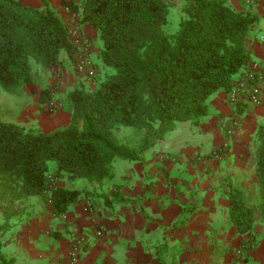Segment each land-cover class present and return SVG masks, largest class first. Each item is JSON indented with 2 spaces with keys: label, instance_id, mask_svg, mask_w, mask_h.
Here are the masks:
<instances>
[{
  "label": "trees",
  "instance_id": "16d2710c",
  "mask_svg": "<svg viewBox=\"0 0 264 264\" xmlns=\"http://www.w3.org/2000/svg\"><path fill=\"white\" fill-rule=\"evenodd\" d=\"M39 1L41 8L0 0V87L7 92L31 82V62L51 69L62 54L73 59L77 52L62 17L47 0ZM182 2L177 32L168 34L165 0L62 1L97 32L104 78L93 76L95 88L79 84L69 92L72 120L63 129L46 134L0 119V201L10 206L38 197L63 217L81 193L50 182V162L55 178L100 184L115 160H139L178 123L203 120L215 92H230L251 60L245 42L257 16L225 0ZM122 128L144 133L139 150L119 142L115 133ZM253 155L256 207L241 188L225 182L237 235L252 234L257 215L264 220V121L255 130ZM0 261L10 264L1 251Z\"/></svg>",
  "mask_w": 264,
  "mask_h": 264
},
{
  "label": "crops",
  "instance_id": "0c3cea01",
  "mask_svg": "<svg viewBox=\"0 0 264 264\" xmlns=\"http://www.w3.org/2000/svg\"><path fill=\"white\" fill-rule=\"evenodd\" d=\"M19 1L41 8L39 0ZM225 1L236 11H250L257 16L245 42L251 54L245 70L251 63H258L264 74V0ZM47 2L51 9L61 13V0ZM90 31L96 42V32ZM99 49L96 42L89 56L101 65L97 59ZM60 62L64 67L62 85L67 83L72 90L79 83L92 86L90 79L75 73L65 53ZM71 89L66 87L51 94L61 104L53 125L63 119L62 123L71 124L72 107L68 99ZM262 121L264 88L259 105L245 101L231 106L227 94L217 91L208 100L207 116L198 124L187 123L182 129L181 136L193 139H188V146L178 147L172 142L178 131L170 133L176 126L145 149L139 160H115L111 176L105 182L84 183L82 187L76 180L55 178L56 168L52 166L54 172L49 176L56 180L57 186L78 190L85 196L73 203L63 217L55 216L38 197L14 206L13 216L0 209V225H9L8 230L0 231L4 235L0 248L13 264H69L67 254L76 240L82 241L76 264H264V232L255 229L252 234H236L227 216L225 187L226 181L238 186L246 176L254 175L251 149L255 130ZM12 123L31 127L21 121ZM229 128L234 131L229 148L214 155L213 150L226 140L225 131ZM53 131L47 128L45 132ZM157 145L166 152L165 161L158 159ZM199 145L204 152L191 154ZM188 160L193 166L187 164L191 172L181 168V161ZM164 171L170 172L172 179ZM182 188L187 196L180 194ZM109 189L115 194L109 193ZM87 201L93 211L85 208ZM183 215L187 217L177 223ZM94 224L105 228L103 236L94 235Z\"/></svg>",
  "mask_w": 264,
  "mask_h": 264
},
{
  "label": "rangeland",
  "instance_id": "374dc122",
  "mask_svg": "<svg viewBox=\"0 0 264 264\" xmlns=\"http://www.w3.org/2000/svg\"><path fill=\"white\" fill-rule=\"evenodd\" d=\"M83 1L84 0H76L75 2H76V4H81ZM165 1L169 5V24L164 27V30L168 34H174L177 32V28H178L177 25H178L179 17L181 16L180 11H181V8L183 7V2H182V0H165ZM62 7L63 8L61 9V13H59V11H57V13L62 17L67 28L71 31H74L75 29L79 30V35L77 37H74V38L72 37V41H74L75 45L82 48L83 42L79 40L81 38V40L86 39L88 41L90 50L93 48V46L95 45L96 42H97V45L100 47L98 36L95 38L96 42L93 41L94 37H93L92 32L90 30H94V29H92L91 27L81 23L79 21V19L76 18L75 15L70 10H68V8L66 10L65 6L62 5ZM96 35H97V32H96ZM77 50H78V48H77ZM75 59H76V54L73 56V59H70L71 65H72L74 71H75V67H74L75 66ZM92 62H93L95 72H96L94 76H96V77L100 76V79H103L104 77H102V76H103L104 71H105L104 67L102 65H100L99 62H97V60H92ZM30 64H31L32 69H31V82L29 84L17 88L14 92H7L0 87V119L2 121H8L11 123L12 122L16 123V122L21 121V122L27 123L31 126V127L27 126L26 129L28 128L34 132H43L46 134L51 133V132H45V131H47V128H50L51 130L55 131V130H60V129L67 127L66 123H62L64 119L53 125L55 119L57 118L54 115L57 111L60 110L61 104H59L58 101L53 100V96H52L53 94L52 93L58 92L59 90L60 91L64 90L66 87L68 89L73 88L72 86L67 85V83L65 84V86L62 85L64 83V81H62L63 80L62 79L63 74H64L63 65L60 62L57 67L50 69V68H45L41 65H38L34 62H31ZM75 73L78 76H81L76 71H75ZM87 79L91 80L92 86H86V84H83V83H81V85L83 84L86 88H95L97 85L96 82L93 81L92 78H87ZM71 91H72V89H71ZM71 91H69V92H71ZM41 98H45V101L41 102ZM61 118H63V116ZM187 123L188 122H184V123H180V124L178 123L177 128L172 133H170V134H173L176 131H178L177 134H175V136H173V137H175V139L172 141L174 143V145H178V147L188 146L189 140H193L191 138H188V137L185 138L184 136H181V134L184 133L182 131V129L189 125ZM50 125H53V127ZM80 125H81V123H80ZM45 128H46V130H45ZM115 134H116L117 139L119 140V142L122 145L131 147V148H136V149H138L141 146V141H142V138L144 136V133L142 131L134 129V128H122L120 131L116 132ZM221 145L217 149L213 150L214 155H216V153L219 152ZM158 146L159 145H157L155 147V151H158L157 154H160V155H158L159 156L158 159L161 161L162 160L165 161V157H164L165 154L164 153H166V152L165 151L163 152L162 149H159L160 146L159 147ZM253 146H254V143H253L252 149H251L252 152H253ZM199 147H201V146L199 145ZM199 147H198L199 150L195 147L194 153H191V154H196L199 151L201 153L204 152V147H201L202 151ZM192 148H194V147H192ZM189 149H191V146H189ZM167 154H168V152H167ZM188 161L189 162L181 161V163L183 164L181 168H186L188 171H190L189 166L187 164H189L191 168H193V166L191 165L190 160H188ZM48 165H49V167H48L49 174H53L54 170L52 169V166L56 167V164L54 162H50ZM179 166H180V164L178 165V167ZM164 173H165L164 175L166 177H168L169 180L172 179V177L169 175L170 172H168V174H167V172L164 171ZM202 176H204V175H202ZM251 180H252V183H251ZM76 181L80 185V187H82V185H84V183L87 185L95 184V183L88 182L86 180H76ZM105 181L106 180H104L103 182H105ZM50 182H52L53 184L56 185V180L51 176H50ZM102 183H100V184H102ZM240 183H238V186H239V188H240V186L243 188L242 190L245 194V198H246L248 204L253 206V207H256L258 198H257V184H256L255 175L246 176L243 180H241ZM181 191L182 192L180 194L187 196L186 195L187 191L184 188H182ZM108 192L115 194V191L113 189H109ZM80 193H81V195L79 198H81L82 196H85V193H82V192H80ZM200 194L201 193L198 192L197 196H199ZM26 200L27 199L16 201L13 204H10V206H6L4 201H0V205H2V206H0V209L2 212H5L6 215L10 213V216L11 215L13 216V215H15V212H14L15 207L14 206L17 207V204L19 205L20 203H23ZM47 205L51 209V207L48 203H47ZM85 208L87 210L93 211V207L90 204V202H88V201L85 203ZM189 208L190 207H187V210H186L187 213H189V210H188ZM227 216H228V210H227ZM185 217H187V215H183V217L180 220H177V223L180 222L179 224H181V221H183V219ZM256 218L259 219V221L256 222V224L254 226V231L256 229L255 232H260V231L264 232V220H262V218H260L259 215H257ZM94 226H95L94 227V229H95L94 235L98 236V237L103 236L105 233V228L103 226L98 225V224H94ZM8 227H9V225H8ZM8 227H6L7 228L6 230H8ZM6 230L5 229L3 230L2 228H0V231H6ZM97 232H100L101 234L97 235ZM3 236L4 235H0V245L2 243L1 240H2ZM61 236H63L64 238H67V235H61ZM54 237H56V236L54 235ZM71 237H72V235L69 236V238H71ZM250 244L251 243H249V245ZM244 247H246V246H244ZM0 251H1V254L4 257L5 261L9 262L10 264H13V261L4 255L1 248H0ZM69 251H70V249H69ZM69 251H68V253H69ZM67 257H68V254H67ZM68 260H69V258H68ZM0 264H2L1 261H0Z\"/></svg>",
  "mask_w": 264,
  "mask_h": 264
},
{
  "label": "built area",
  "instance_id": "2783aa9c",
  "mask_svg": "<svg viewBox=\"0 0 264 264\" xmlns=\"http://www.w3.org/2000/svg\"><path fill=\"white\" fill-rule=\"evenodd\" d=\"M67 2H75L76 0H61ZM247 3H252L254 0H246ZM67 10V7H65ZM70 31L72 37L79 35V30L75 29ZM83 42L82 48H78L75 59V71L81 76L92 78L95 75V68L93 62L89 56L90 47L88 41L81 40ZM74 42V41H73ZM75 44V43H74ZM81 46V45H80ZM264 88V74L262 73L261 67L258 63H251L245 72L235 81L232 89L227 93V103L231 106H236L239 103L248 101L255 105H259L261 102V92ZM226 140L223 141L219 153L224 152L229 148L230 140L234 138L233 129H227L225 131ZM97 232V235H100ZM82 244L81 240H76L70 247L68 253L69 264H76L78 260L79 248Z\"/></svg>",
  "mask_w": 264,
  "mask_h": 264
}]
</instances>
